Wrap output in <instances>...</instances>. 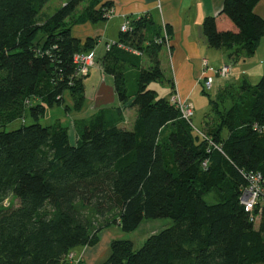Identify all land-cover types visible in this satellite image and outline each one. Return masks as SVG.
<instances>
[{
	"label": "trees",
	"instance_id": "16d2710c",
	"mask_svg": "<svg viewBox=\"0 0 264 264\" xmlns=\"http://www.w3.org/2000/svg\"><path fill=\"white\" fill-rule=\"evenodd\" d=\"M51 1L0 0V126L33 120L0 131V206L10 196L18 201L0 209V264H72L71 253L95 246L112 225L130 233L162 218L172 225L139 250L132 241L113 240L102 264H264V202L252 214L241 204L245 175H264V76L253 86L243 79L218 90L202 131L206 140L170 102L176 87L161 65L163 27L134 19L96 57L119 102L136 109L134 127L120 126L121 108L117 116L100 109L75 121L73 145L67 127H45L40 119L56 106L69 109L66 93L76 110L84 108L87 77L77 74L74 57L96 51L98 41H82L72 28L107 21L112 4L69 0L41 20ZM259 3L225 0L203 22L208 47L225 51L232 66L253 57L264 38ZM163 81L169 98L149 88ZM227 97L231 105L221 108ZM208 195L217 202L208 203Z\"/></svg>",
	"mask_w": 264,
	"mask_h": 264
},
{
	"label": "crops",
	"instance_id": "0c3cea01",
	"mask_svg": "<svg viewBox=\"0 0 264 264\" xmlns=\"http://www.w3.org/2000/svg\"><path fill=\"white\" fill-rule=\"evenodd\" d=\"M103 1L112 4L113 15L105 22L74 25L72 28L73 35L82 41L88 38L97 39L98 46L102 45L104 47L106 43L117 42L120 38L121 27L134 19L138 20L144 16L153 19L157 25L163 27L166 36V27H170V42L161 52V65L162 69L169 72L172 76L169 79L174 81L175 94H178L186 102L189 103L190 99L196 94L206 76V69L203 65L204 59L208 60L210 67L214 69H219L228 65V63L231 65L225 51L208 47L202 27L205 18L218 15L223 8L225 0ZM255 11L259 16L264 17V0H260ZM75 30L76 32H74ZM98 46L96 53L101 54L104 48L102 47L103 50L100 51L97 50ZM240 69L241 72H239ZM237 72L240 76H237ZM232 76L231 80L237 76L240 81L252 79L254 83H257L264 76V38L260 41L253 57L232 66ZM87 78L93 84L97 83L96 81L99 79L103 80L105 78L100 64H97L91 70ZM107 84L113 86V82ZM229 84L231 83L228 82L226 85ZM219 88H222V86ZM97 97L98 92L95 100ZM119 108L123 110L122 123L130 126V128L126 129H133L137 119L136 109H127L120 102L118 104ZM106 230L99 234V242L95 246L77 248L73 252L74 260L72 264H101L104 261L103 259H106L111 253V243L115 240L113 237L110 239L107 235L104 240L105 243H102V236Z\"/></svg>",
	"mask_w": 264,
	"mask_h": 264
},
{
	"label": "rangeland",
	"instance_id": "374dc122",
	"mask_svg": "<svg viewBox=\"0 0 264 264\" xmlns=\"http://www.w3.org/2000/svg\"><path fill=\"white\" fill-rule=\"evenodd\" d=\"M68 1L69 0H52L44 7L43 11L41 12L40 19L44 20L48 16L55 14ZM87 5H88L87 1L82 3L78 7L76 13L80 14L81 11ZM74 32H76V30ZM102 47H103L102 45H100V47L98 46L97 50L101 51L103 50L105 46L103 48ZM163 71H164L166 79L172 78L169 72L165 70ZM239 72H241V69L239 70ZM238 74L239 73L237 72V76H240ZM237 76L235 79H232V80L230 78L227 80L217 78V77L214 78L213 79L214 86L212 87V90L210 91L208 90L206 91V89L201 86L198 88L196 94L190 99L188 103L193 110L192 121H193L194 127L197 130L202 132L205 126V122L208 121V118L211 117L210 119H212V117L214 116L213 115L214 114L213 105L211 101L216 99V94L218 90L220 89L219 87L220 86L225 87L226 84H228V82L235 83L237 86H239L242 80L240 81L239 77ZM231 77L233 78V76ZM129 78H130V83H129L130 85L131 83H133L132 82L133 79L131 77ZM88 79L89 78L85 80L86 103L84 105V108L81 111H78L74 108V102L70 94L66 93L65 94V106H68L69 109L66 110L64 106H56L54 108L49 109L46 115L40 119V124L45 127L53 126L55 124H61L62 126L67 127L69 129L70 142L73 145L76 144V140H77V132L75 130V121L89 120L91 117H93L95 113H98L100 109L106 115H109V116H111L112 114L116 116L118 115V104H119L118 100L113 105L103 106L102 108H99V109L95 108L96 107V103H95L96 93L99 91V89L101 88L104 82L112 83L113 82L112 77L105 76L103 80L99 79L98 81H96L97 83H94V84L91 83ZM248 82L252 86L257 84V83H254L252 79H250ZM149 88L152 90H156L160 98H169L170 87L166 81L153 83L150 85ZM203 90H205L207 93L204 92ZM224 100L225 101L223 102V104H221L222 106L221 108H224V107L228 108L231 105V101L229 97H227ZM24 123L26 125H30L33 123V120L31 117L28 116L25 122H23L22 120H18L4 127L0 126V131L1 130H6V131L16 130L20 128ZM120 126L124 128H130V126L124 123H121ZM205 200L210 204H214L217 202L216 198H214L213 195L206 196ZM17 205H18V201L14 197L10 196L9 199L5 201L2 206H0V209L8 208V207L14 208ZM171 225H172V220L168 218H162V219H156V220H145L138 230L134 232H130V233L123 231L118 225H112L108 230L105 231L106 234L105 233L103 234L102 243H105L104 241L106 239L105 237H107L108 235L110 239L113 237L115 240L132 241L135 245V249L139 250L140 248H142V246L144 245V243L150 236L161 232L162 230L170 227ZM110 254L111 253H109L106 259H103L104 261H102V263L105 262L110 257ZM103 256H104V253H103Z\"/></svg>",
	"mask_w": 264,
	"mask_h": 264
},
{
	"label": "built area",
	"instance_id": "2783aa9c",
	"mask_svg": "<svg viewBox=\"0 0 264 264\" xmlns=\"http://www.w3.org/2000/svg\"><path fill=\"white\" fill-rule=\"evenodd\" d=\"M113 15L112 9L110 10L109 14L107 15L108 18H110ZM131 30L130 23H125L121 27L122 33H127ZM167 39V45L169 43L168 37L165 36ZM115 42H109L105 44L104 50L110 51L113 44ZM119 48L124 49L126 51H130L134 54L140 55L139 52L132 50L128 47H126L124 44L120 43L118 44ZM97 53L96 51H91L89 53H79L76 54L74 57V64L77 67V74L81 77H88L90 75L91 70L97 65ZM203 65L206 69V76L204 77V84L207 90H211L213 87V79L214 78H221L224 80H227L231 78L232 76V66L231 65H225L222 66L219 69L211 68L209 65L208 60L204 59ZM170 102L172 105H174L180 112L181 118L186 121L197 133H199L203 138L208 140V137H206L203 132L197 130L192 121V115L193 110L182 97H180L178 94H174L170 98ZM210 142V141H209ZM211 146H214L216 149L221 151L219 147H216L215 145L210 142ZM206 166V164H204ZM247 180V186L243 190L242 196H241V204L243 205L245 211L247 213L252 214L255 210V207L258 203L264 202V175L261 173H250L245 175ZM251 220L253 221L254 218L251 216ZM70 260H74V254L69 255Z\"/></svg>",
	"mask_w": 264,
	"mask_h": 264
},
{
	"label": "water",
	"instance_id": "95a60500",
	"mask_svg": "<svg viewBox=\"0 0 264 264\" xmlns=\"http://www.w3.org/2000/svg\"><path fill=\"white\" fill-rule=\"evenodd\" d=\"M117 96L113 86L103 83L98 91V97L96 98V109L103 106L113 105L116 102Z\"/></svg>",
	"mask_w": 264,
	"mask_h": 264
}]
</instances>
